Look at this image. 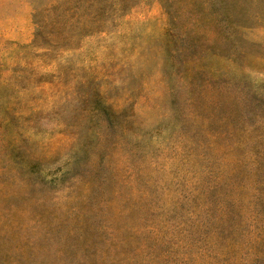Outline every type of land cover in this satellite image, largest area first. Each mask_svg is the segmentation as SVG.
<instances>
[{
    "label": "rangeland",
    "instance_id": "374dc122",
    "mask_svg": "<svg viewBox=\"0 0 264 264\" xmlns=\"http://www.w3.org/2000/svg\"><path fill=\"white\" fill-rule=\"evenodd\" d=\"M0 264H264V0H0Z\"/></svg>",
    "mask_w": 264,
    "mask_h": 264
}]
</instances>
